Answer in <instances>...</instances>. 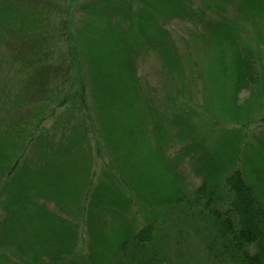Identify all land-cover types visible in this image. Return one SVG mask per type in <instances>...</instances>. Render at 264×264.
<instances>
[{
  "label": "trees",
  "instance_id": "obj_1",
  "mask_svg": "<svg viewBox=\"0 0 264 264\" xmlns=\"http://www.w3.org/2000/svg\"><path fill=\"white\" fill-rule=\"evenodd\" d=\"M140 1L144 6L136 11L129 6L128 0L119 3L117 0H84L76 5L72 16L66 9V17L60 23V47L55 42L48 45L42 39L36 42L43 35L35 29L38 30L42 20L34 13L30 18L24 15L23 23L29 30L25 40L30 44L31 53L21 61L25 66L32 65L25 71L30 70L31 76L34 73L35 80L42 85L35 91L36 95L51 90L46 91L44 83L60 78V86L65 91L57 105H75L78 116L85 111V123L99 121L100 135H107L103 137L109 145L115 144L108 140L114 136L103 131L102 122L116 110L109 104L106 94L111 99H120L126 109L123 114L126 124L121 125L119 136L126 141L123 145L136 146L137 154L134 157L128 153L127 160L120 163L121 171L133 189L145 224L135 232L136 225L126 222L130 199L108 182L87 205L86 220L88 216V227L94 234L93 247L103 248L105 241H101L103 237L99 234H106L104 231L108 228L111 235L106 237L121 244L114 251L104 249V264H151L154 258L149 256L150 250L155 248L154 254L162 258L160 255L166 251L165 235L172 226L162 227L165 232L162 235L155 230L167 223L171 210L178 209V225L185 224L194 237L198 236L209 264H264V144L259 140H254L253 144L246 142L243 133V127L253 120L252 113L264 105V73L255 71V63L264 59V0H200V6L196 7L191 0ZM7 4L0 1V30L15 25L22 14L18 6L16 9ZM228 7L235 12L231 18L225 14ZM159 17L200 25L201 34L194 38L206 53L205 70L200 71L198 66L200 89L192 82L196 79V61L191 57L184 63L169 31L157 23ZM247 25L249 31L244 29ZM245 31L253 33L255 45L248 41ZM142 50H151L159 56L162 65L173 73L180 95L189 102L196 90H200L202 101L198 109L203 115H209L212 124L210 120L207 124L203 119L199 122L196 115L201 111L189 105L176 104L167 114L168 109L162 107L157 95L143 87L137 75L136 62ZM242 89H249L250 95L239 104L238 92ZM55 91L60 95L61 90ZM91 93L93 102H87ZM74 98L80 101L74 104ZM69 112L62 111L66 116L64 122L74 119ZM231 112H237L240 119L227 120V115H230L228 119L232 118ZM138 116L142 126L136 119ZM213 122L238 124L242 128L215 132ZM79 126L76 122L61 131L54 130L61 134L56 140L53 133L47 141L36 138L39 141L34 167L35 171L38 169L37 174L24 170L12 175L5 170L11 164L16 165L18 162L12 161L23 154L26 128L18 129L24 132L22 139L16 135V130L0 133L1 157L5 161L0 166V194L5 210L0 222V248L4 244L15 245L14 251L0 250V264L8 263L5 255L9 252L17 259L14 264H23L34 254L40 257L38 264L45 261L58 264L69 253L62 239L73 225L59 218L55 225L52 212L41 208L39 202L53 198L63 211L68 210L73 206L72 197L69 200L73 189L81 190L88 182L91 165L84 150L85 137L77 132ZM134 133L136 135L130 136ZM135 138H138L137 144L131 142ZM172 140L182 143V147L177 155L169 157L166 148ZM143 152L145 155L141 158ZM186 157L191 160L192 171L202 179L192 197L177 170ZM4 174L10 181L1 185ZM29 204L40 216L44 215L40 218L52 217L50 222L41 220V225L48 230L52 226L50 235L56 231L62 237L61 243L54 234L48 243L51 249H47L46 243L32 252L26 246L23 250L22 243L19 248L13 239L17 233L13 232L18 228V220H22L20 228L24 227L27 219L25 214L21 216V211ZM70 213L68 210L67 214ZM23 252L26 256L22 258ZM115 253L121 256L113 255ZM46 256L49 260L42 258Z\"/></svg>",
  "mask_w": 264,
  "mask_h": 264
},
{
  "label": "rangeland",
  "instance_id": "obj_2",
  "mask_svg": "<svg viewBox=\"0 0 264 264\" xmlns=\"http://www.w3.org/2000/svg\"><path fill=\"white\" fill-rule=\"evenodd\" d=\"M7 2L8 5H14L15 8L18 6L20 8V20L15 23L13 26H5V29L0 30V133L5 130H16L18 132L19 128H26L27 134L24 135V139L26 140L24 143L22 142L23 154L19 152L20 158L13 162H18L11 164V167L5 169L8 170L9 174L12 175L19 174L21 171H26V173L37 174L38 169L34 170L35 165H37L36 161L38 158L37 152L39 139L40 140H49V137L53 133L55 136L54 140L58 138L61 134L55 133L54 130H59L65 126H71L73 124H80L78 127V131L80 135L85 137H81L80 139L86 141V145H84V150L89 156V165L90 166V174L88 177V182L81 186V190L79 188H74L69 196V200L72 197L73 206H69L67 209L70 210V214H67L68 210L63 211L62 208L59 206V203L55 199H48L46 202L40 201L39 204H42L41 208H44L47 212L51 213L55 221V225L58 221L57 218L60 220H68L72 225V229L68 232H65V238L62 239L61 235H58L55 231L54 234L58 236V243H61V239L63 243H67L65 245L66 253L63 256V259L59 261L58 264H90L91 262L94 264H104L106 258H102L103 253L105 250L111 249L112 251L115 250L116 246H118L120 241H116L115 239H110L106 236L111 235L110 229L106 228L104 233L106 234H99L103 237L105 241L102 245L103 248H95L93 247V243L91 240L93 239V232L92 229H89V221L87 215V205L92 203L93 197L97 193L98 190L103 189L104 185H108L107 183L114 184L118 188L122 190L129 197L128 203V212L126 215V222L134 223L136 225L137 232L140 228H142L145 224V220L143 219V215L139 214L141 208L137 205L133 193L132 187L126 183L127 179L126 176L123 175L121 171V162L127 160V155L136 156L137 149L134 145H123L126 141L121 136V125L126 124L123 120L125 116L126 109L122 102H119L117 98L114 100L109 95L106 94V98L109 101V104L115 108L114 113L105 119H103V131L110 134V136H114V138L108 140L113 145H109L106 141L104 142V137L100 135V129L102 128L99 124V121L92 120L90 122H84L85 119V111L78 116V113L75 111V105L69 104H61L57 105L60 98L62 97L65 89L61 87V79L56 78L54 80H49L50 83H44V89L46 86L47 89H51L46 94H39L36 95V92L42 85L39 86L38 81L35 80V74L33 73L32 76L29 71H25V68L31 67L32 65L25 66L23 64L22 57L25 55H30V44H27L25 40V35L29 32L28 25L23 23L26 20V16L29 18L31 15L36 14L37 18H39L41 23L40 26L37 28V32H41L43 35L41 38H38L36 42L42 39L44 43H48V45H52L57 43V46H62L60 42L59 32H60V23H62L63 19L66 17V13L68 15H73L72 12L74 11L76 5L82 3L84 0H0ZM118 3L124 0H117ZM192 6H200V0H191ZM129 6L132 8L133 11H136L143 7L144 5L141 3L140 0H128L127 2ZM17 9V8H16ZM66 9L68 12L65 13ZM60 12V14H57ZM24 13V14H23ZM210 13V12H208ZM41 14V17H39ZM225 14L231 18L235 12L232 8L228 7ZM22 15V17H21ZM26 15V16H24ZM157 23L163 26L169 33L171 34L172 38L174 39V43H176V47L178 52L180 53L181 57L183 58L184 63H186L192 57V61H196L195 63V74L196 79H192L196 84L201 83V78H198V71L200 66V71L205 70V58L206 53L201 47L200 42L194 38H198V34H201L199 30L200 25L192 23L188 20H180V19H170L167 20L165 18L159 17L157 18ZM34 28V26H33ZM249 25H247L244 29L249 31ZM32 29V28H31ZM245 34L246 33L245 31ZM254 35L253 33L248 34V41L255 45L253 40ZM60 40V41H59ZM35 43V42H33ZM136 62L137 68V75L139 76L143 87H147L149 93H153L157 95L162 103V107L168 109L167 114H169L172 108L176 104H180L181 106L189 105L193 106L196 110L198 107L200 108L201 105V94L200 90H196V94H192V101L189 102L188 98H184L180 95L178 91L177 82L173 79L174 75L172 72H169L164 65H162L159 56L155 54L151 50H142ZM62 63H60L61 65ZM106 67V65H105ZM198 68V69H197ZM255 71L258 73H264V59L257 61L255 63ZM260 71V72H259ZM88 79L90 78L88 75ZM262 76V75H261ZM218 77V76H217ZM264 77V76H263ZM264 80V79H263ZM91 81V79H89ZM56 89L61 90L59 92L60 95L55 91ZM93 93V91H92ZM92 93L89 98L86 99L87 102H93L92 100ZM88 94V93H87ZM86 94V95H87ZM57 95V97H56ZM250 95L249 89H242L238 92V102L242 104ZM74 104H77L80 99L74 98ZM70 110L69 113L74 115V119L70 122H64L66 116L62 113ZM201 111V109H198ZM111 113V112H110ZM199 115H196V119L199 122L207 124V120H212L209 118V115L204 113L203 111L199 112ZM252 121L243 127V133L245 132V141L248 143H254L257 140L264 144V105L258 111L255 110V113H252ZM251 115V116H252ZM64 116V117H63ZM76 116V117H75ZM78 116V117H77ZM135 117L137 114L134 115ZM231 119H228L230 115H227L225 118L227 120H235L240 119L241 116L237 114V112H231ZM250 116V117H251ZM63 117V120L60 118ZM77 118L81 120L77 121ZM133 118V117H132ZM37 119V120H36ZM140 126H142V120L139 119V116L136 118ZM36 120V121H35ZM39 120L38 123H36ZM59 120V123L58 121ZM76 120V121H75ZM83 120V121H82ZM35 121V123H34ZM105 122V123H104ZM134 122V119L132 120ZM214 124V122H213ZM27 125V126H26ZM55 125H60V129L57 128ZM215 132H218L221 129L231 130L233 128H242L241 125L238 124H226L225 122L222 124H214ZM245 129V130H244ZM87 130V131H86ZM102 130V129H101ZM39 131V132H38ZM139 132V130H137ZM144 131V130H143ZM70 132V131H67ZM173 129H171V133ZM24 132L22 130L18 132L16 135L22 139ZM42 135V137H41ZM131 135H136L130 134ZM144 132V136H145ZM107 135L105 134V137ZM38 138V140H36ZM34 139V140H32ZM138 138L132 139L131 142L133 144L138 143ZM36 140V141H35ZM53 140V141H54ZM1 141V137H0ZM52 142V140H51ZM170 146L166 148V155L169 157H174L178 154L182 147V143L176 142L172 140L170 142ZM9 144H13L10 142ZM34 145V146H33ZM144 152L141 155V158H144ZM16 159V157H15ZM5 161L2 160L1 157V147H0V166ZM153 162V161H152ZM39 164V162H38ZM179 173L181 174L184 183L187 186V192L189 195L194 194L197 188L201 185L202 179L201 176L195 174L191 169V160L186 157L182 160V163L179 165L178 169ZM5 173V172H4ZM8 175L3 176L2 184H7L10 179L7 178ZM40 179V178H38ZM41 185V183H39ZM6 187V186H5ZM122 193V194H123ZM3 196L0 194V222L5 217V210H3L2 202ZM136 204V205H135ZM28 205V204H26ZM25 205V206H26ZM178 209L171 210V212L167 215L169 219L167 223H162L160 228H157L159 234H164V230L162 227L166 226L172 229L169 231L167 235H165L166 240V251L163 250L162 258H158L159 255H155V248L150 250V257H153L154 260L151 264H209L210 262L205 260V253L203 251L201 243H199L198 236H193L191 231H189L185 224L180 223L178 225L177 221L179 220L180 216H178ZM189 212V211H188ZM187 213V211L185 212ZM25 214L27 219L24 227L20 228L18 220V228L15 230L16 236L13 239H16V242L24 245L23 250H25V246L28 248V251H33L36 247L42 246L43 243H46L47 249L49 248V239L53 238L50 235L52 231L51 228L45 229L42 227L41 220H46L47 222L51 221L49 216L46 219H42L40 217L39 212H35V207L31 208V204L29 207L24 208L21 211V216ZM27 216V217H26ZM175 221V223L172 222ZM1 225V224H0ZM50 226V223H49ZM1 227V226H0ZM32 228V229H31ZM57 230V229H56ZM98 231V230H97ZM99 232V231H98ZM99 240V239H97ZM157 243V240L153 243ZM122 246V245H121ZM119 246L122 250V247ZM14 244H4L0 250L2 252L5 251H14ZM105 247V248H104ZM51 249V248H49ZM105 249V250H104ZM36 251V250H35ZM112 254V253H111ZM115 256H121L117 253L113 254ZM9 261L8 263L3 261L4 264H14L16 263V258L11 256V253L5 255ZM26 256L23 252L22 258ZM36 254L31 255L27 258V261L23 264H38V259ZM45 260H49V258L42 257ZM41 258V259H42ZM128 261V257H127ZM45 261L44 264H46Z\"/></svg>",
  "mask_w": 264,
  "mask_h": 264
}]
</instances>
